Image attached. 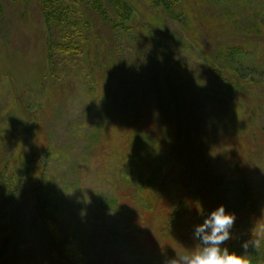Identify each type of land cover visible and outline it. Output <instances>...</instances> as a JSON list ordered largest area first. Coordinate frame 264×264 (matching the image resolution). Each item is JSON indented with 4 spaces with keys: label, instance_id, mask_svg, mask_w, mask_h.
Wrapping results in <instances>:
<instances>
[{
    "label": "rangeland",
    "instance_id": "obj_1",
    "mask_svg": "<svg viewBox=\"0 0 264 264\" xmlns=\"http://www.w3.org/2000/svg\"><path fill=\"white\" fill-rule=\"evenodd\" d=\"M220 205L264 264V0H0V264H166Z\"/></svg>",
    "mask_w": 264,
    "mask_h": 264
},
{
    "label": "clouds",
    "instance_id": "obj_2",
    "mask_svg": "<svg viewBox=\"0 0 264 264\" xmlns=\"http://www.w3.org/2000/svg\"><path fill=\"white\" fill-rule=\"evenodd\" d=\"M236 215L228 212L225 205L213 209L195 226L193 239L198 241L194 248L187 249L184 254L177 252L175 258L166 264H251L247 250L258 248L259 240H246L241 247L244 252H236L225 246L224 242L231 238V230L235 224Z\"/></svg>",
    "mask_w": 264,
    "mask_h": 264
},
{
    "label": "trees",
    "instance_id": "obj_3",
    "mask_svg": "<svg viewBox=\"0 0 264 264\" xmlns=\"http://www.w3.org/2000/svg\"><path fill=\"white\" fill-rule=\"evenodd\" d=\"M100 3H101V1H100ZM38 206H41L42 207V205L40 204V205H38Z\"/></svg>",
    "mask_w": 264,
    "mask_h": 264
}]
</instances>
